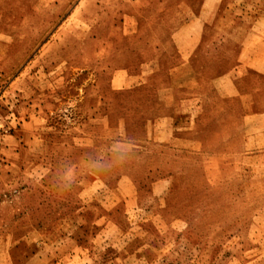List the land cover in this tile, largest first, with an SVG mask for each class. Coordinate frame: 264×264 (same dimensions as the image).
<instances>
[{
    "label": "rangeland",
    "instance_id": "obj_1",
    "mask_svg": "<svg viewBox=\"0 0 264 264\" xmlns=\"http://www.w3.org/2000/svg\"><path fill=\"white\" fill-rule=\"evenodd\" d=\"M242 51L264 0H0V264H264L254 128L207 136ZM186 60L200 87L169 105Z\"/></svg>",
    "mask_w": 264,
    "mask_h": 264
},
{
    "label": "crops",
    "instance_id": "obj_2",
    "mask_svg": "<svg viewBox=\"0 0 264 264\" xmlns=\"http://www.w3.org/2000/svg\"><path fill=\"white\" fill-rule=\"evenodd\" d=\"M134 14V12L132 13L125 11L123 15L124 17L131 18ZM135 32V24H132V27L128 30V32L125 33L130 35ZM239 54L240 57H243V60L240 59L241 61L233 68L231 72V79L234 83H224L222 93L218 92L217 94L213 95L216 99L213 101L218 103L217 105L221 110L227 112V120L230 121L226 126L218 124L217 130L212 131L211 133L208 132L207 136L208 139H211L212 141L221 138L222 130L224 128L231 130V132L233 130L235 131L239 127L250 129L254 128L252 131L245 134L242 142V152L245 154L250 152H262L264 151V86L262 85V82H257V78L255 81H253L257 83L254 85V87L251 86V82L249 85H244L242 87V84L238 83V81H242L247 78L254 80L255 77L253 78L249 70L251 68L255 69L258 76H260L261 80L264 81V51L258 54L254 53L252 55L242 51L239 52ZM244 58H247L248 61H246ZM187 64L189 63L186 60L185 62L178 63V65L172 69V71H176L180 70L182 67H185V80L182 81V79H178L177 74H173L172 72L169 75V86L167 90L169 92L168 95L172 97L170 102H168L169 105L174 104V96H176V91L178 88H184L188 92H193L196 91L198 87H200V83L196 78L193 67L191 65L187 66ZM129 77L132 76H124L122 78V83L124 85H126V81ZM135 77L138 80V83H144L149 80L148 75H143V72L138 73L135 75ZM162 92L167 93L165 91ZM235 97H238L240 105ZM240 106L243 108L242 114L239 113V110H241ZM256 106H258V109L254 108ZM192 107L194 106H191V108ZM191 112L193 111H185L186 115L184 126L186 134L185 137L182 138V142L184 143L185 147L198 145L196 146L198 149V147H201L202 145L201 134L199 131H196V129H193L196 122V116H187ZM210 127L214 128L213 125ZM195 135H197L198 139H195Z\"/></svg>",
    "mask_w": 264,
    "mask_h": 264
}]
</instances>
